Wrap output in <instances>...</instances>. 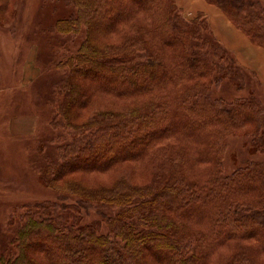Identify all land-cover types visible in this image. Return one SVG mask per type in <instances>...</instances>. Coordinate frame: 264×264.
<instances>
[{"label":"trees","instance_id":"16d2710c","mask_svg":"<svg viewBox=\"0 0 264 264\" xmlns=\"http://www.w3.org/2000/svg\"><path fill=\"white\" fill-rule=\"evenodd\" d=\"M13 2L0 0V13ZM71 2L55 28L86 37L56 63L69 73L51 121L71 140L41 178L77 199L26 204L0 264H264V159L225 166L230 135L264 153V107L255 92L212 95L224 80L245 88L255 73L205 13L189 19L176 0ZM208 2L264 46L263 0ZM132 168L147 180L134 182ZM78 172L113 177L54 183ZM94 206L100 219H84Z\"/></svg>","mask_w":264,"mask_h":264},{"label":"rangeland","instance_id":"374dc122","mask_svg":"<svg viewBox=\"0 0 264 264\" xmlns=\"http://www.w3.org/2000/svg\"><path fill=\"white\" fill-rule=\"evenodd\" d=\"M203 1H191L195 3L191 4L189 0H176V3L184 16L193 19L199 12L203 13L196 10L203 4L217 6L208 0ZM75 9L71 0H14L0 13V258L2 252L10 247V220L22 213L26 204L47 200L74 203L77 199L61 195L59 190L41 178L47 161L58 159L59 148L71 140L64 127L57 128L51 121L62 99L57 84L69 73L58 68L56 63L63 55L76 52L86 37L84 31L62 34L55 28L58 19L70 17ZM217 10L222 17L229 19L234 29L245 35L250 44V49L238 47L236 52L231 50V53L258 70L263 68L259 62L264 61V53L260 54L258 49L264 50V46L252 41L220 7ZM212 16L208 19L213 35L219 38L216 35L218 28L226 39L234 42L233 30L225 31L223 19L217 21ZM114 36L108 33L106 37L115 39ZM253 69L248 70L255 73L256 78L251 76L245 88H238L229 80H224L220 89L212 91L213 97L231 101L255 92L264 107V84ZM257 158L264 159V153L253 152L251 138L229 136L225 158L228 172L249 159ZM131 171L134 182L147 180V176L135 168ZM70 177L95 186L110 184L113 176L78 172L54 183L61 186ZM84 219H100L95 206L84 211Z\"/></svg>","mask_w":264,"mask_h":264},{"label":"crops","instance_id":"0c3cea01","mask_svg":"<svg viewBox=\"0 0 264 264\" xmlns=\"http://www.w3.org/2000/svg\"><path fill=\"white\" fill-rule=\"evenodd\" d=\"M191 4H195V3H192L191 1H198V2H202L203 0H189ZM204 2V1H203ZM179 4V3H178ZM217 6L215 7H209L207 4H203V6H200V9H196L198 11H202L203 13H205L208 18H210L212 15H214V18L218 21L222 20L223 19V22H225L224 24V30L226 31L227 29L230 31V30H233V33L235 34V41L234 42H230L228 39H226L223 34H221L220 30L217 28V32L218 34L217 37H219L218 39L230 50H234L235 52L237 51L238 47H245V48H249L250 49V44H248L246 38L244 37L245 35L240 31L238 30L237 28L234 29L235 27L232 25V23L229 21V19L227 17H222L221 13H219V11L217 10L216 8ZM183 8L185 9V6L183 5ZM195 10V11H196ZM218 11V13H217ZM191 13V12H190ZM198 12L196 11L195 14H197ZM213 17V16H212ZM212 25H213V20L211 19L210 20ZM216 21V22H217ZM228 21V22H227ZM227 22V23H226ZM215 27H217L216 25H214ZM235 30V31H234ZM256 47V46H255ZM259 53H264V50L259 48L258 49ZM238 57V61L243 63L244 67L248 68V69H253L258 78L260 79V81L264 84V61L261 60L259 63L262 64L263 68L260 67V70H258L257 68L253 67L252 65H248L245 61H243L239 56ZM256 60H257V56H256Z\"/></svg>","mask_w":264,"mask_h":264}]
</instances>
